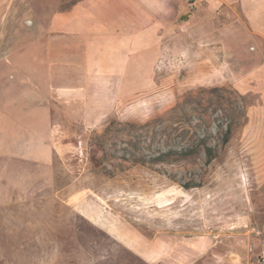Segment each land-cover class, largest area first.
I'll return each instance as SVG.
<instances>
[{"label":"rangeland","instance_id":"1","mask_svg":"<svg viewBox=\"0 0 264 264\" xmlns=\"http://www.w3.org/2000/svg\"><path fill=\"white\" fill-rule=\"evenodd\" d=\"M76 1L16 0L10 29ZM174 22L90 50L85 38L53 41L54 161L0 162L4 264H251L249 245L264 239L244 131L256 98L226 78L222 51ZM183 149L199 152L155 161Z\"/></svg>","mask_w":264,"mask_h":264},{"label":"crops","instance_id":"2","mask_svg":"<svg viewBox=\"0 0 264 264\" xmlns=\"http://www.w3.org/2000/svg\"><path fill=\"white\" fill-rule=\"evenodd\" d=\"M15 1L0 0V39H6L0 42V162L49 167L54 161L49 94L50 54L57 47L53 41L85 38L90 50L104 47L115 34L130 35L143 25L159 31L157 25L191 14L183 28L200 45L222 51L226 78L240 95L256 98L248 107L244 131L248 159L264 195V0H196L201 6L193 12L188 8L192 0H78L64 11L51 12L45 25L36 19L24 23L22 13L10 29L18 13ZM262 222L255 236L264 234V207ZM260 239L255 237L252 244L257 247Z\"/></svg>","mask_w":264,"mask_h":264},{"label":"trees","instance_id":"3","mask_svg":"<svg viewBox=\"0 0 264 264\" xmlns=\"http://www.w3.org/2000/svg\"><path fill=\"white\" fill-rule=\"evenodd\" d=\"M76 2H74L73 4H75ZM64 10L65 9H63V11ZM231 133H232V129L231 127H228L225 133V138L223 140L224 146H226L229 143V138H230ZM203 147L205 149V154L207 156L206 163L210 165L217 158L216 151L214 148L208 146L207 144H203ZM198 152H199V149H195V150L194 149H187V150L183 149V150H176V151L171 150V151L164 152L161 155H159L155 161H157L158 163L178 162V161L186 160L191 155L198 154ZM187 187L190 188L191 186H187Z\"/></svg>","mask_w":264,"mask_h":264},{"label":"built area","instance_id":"4","mask_svg":"<svg viewBox=\"0 0 264 264\" xmlns=\"http://www.w3.org/2000/svg\"><path fill=\"white\" fill-rule=\"evenodd\" d=\"M201 6L196 0H192L188 4V8L191 12L197 10ZM248 256L251 264H264V239L259 240L257 247L250 245L248 247Z\"/></svg>","mask_w":264,"mask_h":264},{"label":"water","instance_id":"5","mask_svg":"<svg viewBox=\"0 0 264 264\" xmlns=\"http://www.w3.org/2000/svg\"><path fill=\"white\" fill-rule=\"evenodd\" d=\"M190 17H191V14L185 15L182 18H180L178 22H175L173 25L179 28L181 27L183 28L184 23L186 24V22L188 21Z\"/></svg>","mask_w":264,"mask_h":264}]
</instances>
